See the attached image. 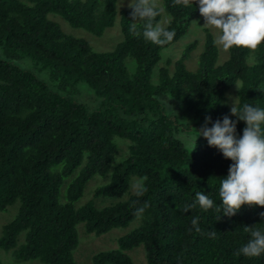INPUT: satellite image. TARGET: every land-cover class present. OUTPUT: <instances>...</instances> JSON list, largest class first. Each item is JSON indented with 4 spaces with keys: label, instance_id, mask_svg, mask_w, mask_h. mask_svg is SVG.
Instances as JSON below:
<instances>
[{
    "label": "trees",
    "instance_id": "1",
    "mask_svg": "<svg viewBox=\"0 0 264 264\" xmlns=\"http://www.w3.org/2000/svg\"><path fill=\"white\" fill-rule=\"evenodd\" d=\"M115 2L0 0V211L18 202L14 217L1 226L0 249L15 247L21 235L18 260L75 264L77 223L85 232L100 235L137 221L116 239V248L93 254L91 264H131L124 252L138 245L145 264H264V254L252 258L235 254L250 238L245 226L264 231L260 216L264 207L242 205L236 215L220 220L214 210L199 206L182 210L197 191L221 203L220 180L227 177L233 161L209 147L202 136L192 150L196 130L206 116L214 122L230 114L225 91L235 81L238 107L248 103L264 108V42L255 50L227 49V58L215 65L217 50L204 28L196 69L190 71L182 63L194 45L190 43L171 70L169 60L157 68V83L152 84L160 49L176 41L189 20L200 15L197 0L187 6L161 0L167 14L163 27L175 32L165 45L133 36L131 9L121 10V38L105 52L94 51L80 37L65 35L47 17L58 14L69 25L97 36L113 24ZM136 26L142 32L143 21ZM250 52L252 65L246 63ZM127 57L134 62L131 73L126 70ZM21 58H28L34 70L20 66ZM42 71L46 80L36 73ZM79 84L98 100L95 106L63 92L76 91ZM183 110L194 117L195 125L178 120ZM229 119L238 120L231 115ZM245 127L243 121L237 122L239 137ZM115 139L126 144V155L111 166L119 148ZM93 175H108V181L95 186L90 198L75 207ZM145 176L148 191L137 197L128 190L129 178L135 182ZM66 178L64 200L59 202L58 190ZM124 194L123 200L94 206V198L118 199ZM144 202L149 207L143 216L135 215ZM194 217H199L201 232L192 225ZM210 231L216 232L215 238Z\"/></svg>",
    "mask_w": 264,
    "mask_h": 264
},
{
    "label": "clouds",
    "instance_id": "2",
    "mask_svg": "<svg viewBox=\"0 0 264 264\" xmlns=\"http://www.w3.org/2000/svg\"><path fill=\"white\" fill-rule=\"evenodd\" d=\"M189 3L190 0H174L175 5L187 6ZM197 3L205 24L221 31L222 35L216 42L225 50L233 47L255 50L264 42V0H197ZM128 7L131 9L129 31L133 36L142 35L145 40L157 45H165L173 40L174 31L155 23V18L163 9L157 8L152 0H135V3L129 0ZM137 21H143L142 32L137 30ZM229 115L238 120H230ZM238 121L246 124L240 138L236 136ZM209 123L211 127H208ZM196 132L192 150L197 137L202 136L209 147L217 148L224 158L233 163L229 165L227 177L220 180V204L215 203L209 195L197 191L194 201L185 204L183 212L199 206L203 211L214 210L218 213L217 220H220L221 216L236 215L242 205L264 207V108L248 103L238 107L234 99L230 114L214 122L210 116H206L204 124ZM146 180L145 176L133 183L137 197H143L148 191ZM148 207V203L144 202L135 209L134 214L142 217ZM260 216L264 218V212ZM198 221L199 217H194L192 225L195 231L201 232ZM245 231L249 232L250 238L235 254L249 258L264 254V231L254 226H245ZM208 234L215 238L216 232L210 231Z\"/></svg>",
    "mask_w": 264,
    "mask_h": 264
},
{
    "label": "rangeland",
    "instance_id": "3",
    "mask_svg": "<svg viewBox=\"0 0 264 264\" xmlns=\"http://www.w3.org/2000/svg\"><path fill=\"white\" fill-rule=\"evenodd\" d=\"M152 2L157 6V8L161 9V0H152ZM128 3L129 0H116L115 19L113 24L103 29L101 34L97 36L90 34L89 32L85 31L82 28L73 27L69 25L67 21L58 14L47 13V17L53 22H55L58 25L59 29L65 35L80 37L86 40L94 51L105 52L111 50L114 44L121 38V33L119 29L120 12L121 10L128 8ZM157 23L162 27L165 26V24L167 23V14L162 11ZM204 28L208 30L217 50L215 65L221 64L227 58V50H225L222 47V45L216 42L219 36L222 35L220 30L216 29L212 25L205 24V18L201 14L196 15L189 20L187 29L183 35H181L176 41L166 46H163L160 49L159 60L157 61V63L155 64V66L151 71L150 81L152 84L157 83V75H156L157 68L159 66H163L166 60H169L170 63L167 65V68L171 70L172 62L180 57V55L184 52L186 46L190 43H194V45L187 51L182 63L184 67L190 71H194L196 69L198 63V55L202 50ZM20 60L25 62V63H21L22 61L18 62L20 66L26 67L32 71L34 70L31 68V65L33 64L28 58H21ZM246 63L248 65H252L254 63V57L252 52H250L247 55ZM133 64L134 62L130 57H127L125 59L126 70L128 73H131L133 71ZM36 73L38 74V76H40V78L46 80L45 71H42L41 73L38 72ZM238 88H239V82L235 81L225 91L224 103L229 110L233 106L234 99L235 102L237 101ZM83 89H85L86 91ZM63 92H65L69 96H75L76 99L80 101L82 100L84 103L89 104L91 106H95L98 102V100H96L93 97L92 93L88 89L84 88L81 84L77 86L76 91L73 92L63 91ZM165 97L168 98L167 95H165ZM161 100L166 101L165 99H161ZM164 107L165 109H168L167 105H164ZM169 107H171L172 112L175 115L180 114V110L177 109L176 106L175 108H172V106L169 105ZM178 120L182 122L184 125L196 124L194 117L190 113L185 112L184 110L181 113V115L178 117ZM236 136L237 138H240L237 134ZM114 141L118 144L119 148L117 154L114 156L111 166H113L114 163L120 161V159H122L126 155V144L120 139H115ZM190 150H191L190 143H187V151L190 152ZM67 180H68L67 178L64 179L59 187L58 195H57V199L59 202H62L64 200V186ZM134 180H135L134 177L129 178L128 181L129 191L133 190ZM107 181H108V175H105L103 177H100L98 175H93L85 184L82 194L74 202V206L79 207L82 204H84V202H86L87 199L90 198L93 188L97 185L106 183ZM125 197L126 194L122 195L118 199L97 197L93 199V203L95 207H101L112 204L119 200H123ZM17 205L18 202L15 201L11 205L7 206L4 210L0 211V232H1L2 224L11 220L14 217L16 213ZM136 224L137 221H131L124 227L111 228L110 230L100 235H94L93 233L85 232L82 223H77L75 225L77 242L75 248L72 251L73 261L75 262V264H91V256L93 254L99 251L116 248V239L119 236L131 230ZM21 240L22 237L21 235H19L15 247L8 249L6 251L0 249V264H40L37 259L22 261V260H18L15 257L16 249L19 243L21 242ZM124 253L131 259V264H145V259L141 245L125 250Z\"/></svg>",
    "mask_w": 264,
    "mask_h": 264
}]
</instances>
